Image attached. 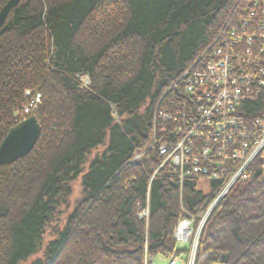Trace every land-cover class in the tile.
Here are the masks:
<instances>
[{
  "label": "trees",
  "instance_id": "1",
  "mask_svg": "<svg viewBox=\"0 0 264 264\" xmlns=\"http://www.w3.org/2000/svg\"><path fill=\"white\" fill-rule=\"evenodd\" d=\"M236 1L25 0L11 10L0 29V143L30 117L40 135L26 157L0 166V264H142L145 244L171 255L180 204L198 216L221 185L180 188L167 167L149 182L155 147L131 161L146 149L163 92L237 25L247 0ZM25 91L41 102L18 115ZM245 109L263 118L264 91ZM251 170L204 225L196 264H264V154ZM61 216L45 258L29 262Z\"/></svg>",
  "mask_w": 264,
  "mask_h": 264
},
{
  "label": "rangeland",
  "instance_id": "2",
  "mask_svg": "<svg viewBox=\"0 0 264 264\" xmlns=\"http://www.w3.org/2000/svg\"><path fill=\"white\" fill-rule=\"evenodd\" d=\"M24 1L25 0H19V4L24 2ZM239 1L240 0H237L235 5H237V3ZM253 3L258 4V6H259L258 9L261 8L263 5L262 1H260V0H247V6L242 10V15L240 16V18H238L239 20L237 22V25L235 27H233L232 29H228L224 32L221 31L217 37L219 38L222 36V37H227L229 39L230 36H229L228 32L235 29V28H236V30H239L240 24H243L244 22H246L247 25L249 26V28H251L250 30L253 29V31L252 32H249V31L243 32L242 30H239L238 36L240 38L238 40L242 41L246 45V39L248 38L251 40V42L254 41L253 44L256 45L257 39L259 38L260 34H262L263 32L260 31L259 29H257V24L259 22H261V19L258 20L259 14L255 11H253V9H252ZM263 16H264V13L263 12L260 13V18H263ZM7 18H6V20H7ZM251 33L255 34V35H252ZM217 37H216V39H217ZM215 44H216V40L214 41V43L211 44L210 47H214ZM248 47H249L248 48L249 50H247L246 54H245L248 57V61L247 62L246 61H236L234 64H232V66L234 69L237 67H244V72L253 73L255 75V73L257 72L258 69H264V44L262 43V46L257 45V48H259V49H257L256 47H253L252 44H250ZM208 49H206L196 59V61H194V63L180 75V77L177 79V81L173 85L168 87L163 92V94L160 96V98L154 104V107L152 110V115H151V124H150V133H152V135H154L153 143H155V142L158 143L159 141H161V142L168 141V143L171 145L175 143V138H172V136L175 134L174 133L175 126L172 125L170 123V121H167L162 117L165 113H167L168 115H173V117H174V115L178 114L177 117L181 119L182 118L181 113L184 112L185 114L188 115V119H185V123L188 122V124L190 122V119H195L193 117V114H195L194 106L191 104V103H195V102H194V100H192V98L186 97L184 95V92L187 91V90H185L184 86L188 85L189 83H193L192 81H194V80H192V77H195L196 75H192L191 79L189 80V76L191 75V73L193 71H203L200 73V75L202 73H204V74L207 73V70H205L206 64L200 63V61H201L200 57L205 55L207 58H210V56L206 54ZM234 50H236V49L232 48V52H234ZM250 58H252V59H250ZM211 59H212L213 63L217 60V59H213V58H211ZM217 65H218V63H217ZM209 67H211V66H209ZM230 73L231 72L222 71V70L217 71L216 75L224 76V78L220 82H216V84H221L222 81L225 80V78L228 77ZM204 79L210 80V79L206 78V76H203L202 80H200V82H198V84H200ZM79 80H80V82H82L83 88L89 87L86 84V77H80ZM197 80H199V79H197ZM211 85L212 84L210 83V86ZM223 89H226V88H224V86H219V85L212 87V91L214 93L213 102L216 101L217 106L219 104L218 95L220 94V92ZM260 90H259L260 91L259 93L258 92L253 93L251 95L252 98L247 97V98L243 99L242 102H240V106L237 110L236 115H239L242 118V120H241V126L242 127L239 130L226 131L224 133V135L220 136V139H222L223 142L220 141V143L217 144L218 140H215L213 138H209L208 134L206 135V132H205V130H207L208 128H206L203 125L201 126L199 124L198 126L193 128V130L198 129L197 130L198 134L196 135V137H194V138L192 137L189 140L188 151H190L191 146L193 148L195 146H197L200 149H203L201 152H198L191 159L192 161H196V162L198 161V164H195V165L197 167H199V169L196 170L195 166H193L192 163L185 165L186 169H188L187 172L185 171V167H182L183 165H181V163L179 164L178 167L172 168L167 162L164 163L165 159L163 160V156H160V154L158 153V150H156L157 159L159 160V166L153 171V174L149 178V182L154 178L155 175L158 174V172L162 168L167 167L168 169H170L173 172V174L176 175V179L179 183L180 188H181L183 182L193 181V182H198L197 183L198 189L202 193H206L207 190H209L208 186L211 182H219L221 185V188L218 191L215 198L207 206L205 211L202 212L198 216L191 215V214L187 213L185 211V209L180 204V212L181 213H180V217H179L174 229H176L177 227L180 228V225L184 222V220L188 222L187 223L188 225L190 224V229L192 231L190 232L191 241L188 243V245L190 246V250L187 253V256H189V254L191 255L193 252H195V255L197 254L198 240H199L200 234L204 228V225L207 223L210 215L218 207V205L232 192V190L238 184H242L243 182H246L249 179L250 174L252 172V170H251L252 165L254 164V162L258 158L262 157L264 154V116L261 119L260 118H254V117L252 118V117H250V114H248V112L245 109V106H247V104H252V103L256 102L262 96L264 88H260ZM238 91H245V90L243 89V86L235 83L232 87L229 88L228 92H230L235 97H238V93H237ZM245 94H247V92L244 93L240 97L241 98L245 97ZM183 96H185V97H183ZM40 102H41L40 95L34 94V93L32 94L30 91H25L23 94V105L21 106L22 108L18 111L17 114L18 115H31L32 113H34L36 111ZM31 103H33L32 104L33 107L30 106ZM182 105L185 106L184 110H183V108H181ZM24 108L25 109L28 108L30 111L26 114V112H25L26 110ZM207 108H209L210 111H213L212 105H209ZM196 110H197V107H196ZM198 111H200V110L198 109ZM188 112H194V113L189 114ZM229 112H230V110L223 113L225 115H226V113H228V115L225 116V119H230L233 116L232 113L229 116ZM233 113H235V112H233ZM223 114H221L220 116H222ZM217 116L219 117V114H217ZM200 126H201L200 132L204 133L203 135L199 134ZM193 130H190V131L192 132ZM239 134H241L243 136V139H244L243 141L239 142V140L235 139V135H239ZM188 136L191 137V134ZM236 138L239 139V136H236ZM171 139H173V140H171ZM152 147H153V145H152ZM152 147L149 146V144H148V146H146V149L135 153L133 155L131 162L132 163H138L140 161L142 155L144 154L145 150L147 151ZM102 148H99L97 151H94L91 154L90 159L93 156H95L96 154H98L99 152H101ZM178 148L175 151H177L179 153L180 148L179 149ZM205 149L209 150V152L211 153L210 156H207L208 155L207 151L204 155H201L202 153H204L203 151ZM179 162H180V154H179ZM192 170L193 171L196 170L195 175H191ZM215 175H218V178L215 177ZM78 190H79V184L77 181L74 185V190L72 192V195L70 196L71 208H72V204H74V202H76V200H79L80 195H78ZM79 192H80V190H79ZM70 211L71 210L69 209L68 212H70ZM142 211H145L148 214L147 208L143 209ZM140 212L138 213V216H137L138 219H139ZM63 220H64V216H61V217H59L60 222L55 220L54 222H51V224L48 225L47 229L44 230L45 234L43 235V246H42L40 252L33 255L29 259V262L32 260H38V259L43 260L45 258V256H44L45 247L47 246L48 242H50L51 240L54 239L55 231L61 230ZM142 221H144L145 228H146L147 227V221L145 219ZM172 238H173V232H172ZM173 241H174V239H173ZM195 242H196V249L194 248ZM174 243H175V245H179V246H181V248L186 250L185 245L183 246L182 244L177 243L176 241H174ZM175 249L181 251V249L178 248V246H175ZM172 253L176 254L175 250H173ZM172 253H171V255H167V254L163 255L164 257L156 256L153 259V257L155 255H150L148 253L147 246L145 244L144 248H143V254H142V264H144V259H145V256L147 254L151 256V259H153L154 264H166L168 258H170V259L173 258ZM176 255H179V253H177Z\"/></svg>",
  "mask_w": 264,
  "mask_h": 264
},
{
  "label": "built area",
  "instance_id": "3",
  "mask_svg": "<svg viewBox=\"0 0 264 264\" xmlns=\"http://www.w3.org/2000/svg\"><path fill=\"white\" fill-rule=\"evenodd\" d=\"M260 1H262L263 3L261 8L258 9L259 6L256 3L255 4L253 3V8H252L253 11L259 14L258 20L261 19V22L257 24V29L263 32L262 34H260L259 38L257 39V44L254 45L253 44L254 41L251 42V40L248 38L246 39V45L242 41L238 40L240 38L238 36L239 30H242L243 32L253 31V29L250 30L251 28H249L247 23L244 22L243 24H240L239 30H236L235 28L228 32L230 36L229 39L227 37H222V36L219 38L217 37L216 44L214 45V47H210L206 52V54L209 55L210 58H207L205 55L200 57L201 60L200 63L206 64L205 66L206 68L205 70H207L206 74L202 73L200 75V73L203 71H193L189 76V80H190L192 75H196L195 77H192V80H194L192 81L193 83H189L188 85L184 86L185 90H187L184 92V95L186 97L192 98V100H194L195 102V103H191L194 106L195 114H193L194 112H188L189 114H193V117L195 119H190L189 124L188 122L185 123V119H188V115L185 114L184 112L181 113L182 114L181 119L177 117L178 114L174 115L173 117V115H168L167 113H165L162 116L165 120L170 121V123L175 126L174 129L175 134L172 136V138H175V143L171 145L168 143V141L162 142V144L158 146V153L160 154V156H163V160L165 159L164 163L167 162L172 168L178 167L180 163L181 165H183L182 167H185V165L192 163L193 166H195L196 170L199 169V167L195 165L198 164V161L197 162L192 161L191 159L198 152H201L203 149H200L197 146H195L194 148L191 146L190 151H188L189 140L192 137L193 138L196 137V135L198 134L197 132L198 129L193 130V128H195L199 124L201 126L203 125L206 128H208L207 130H205V132L206 135L208 134L209 138L218 140L217 144H219L220 141L223 142L222 139H220V136L224 135L226 131L239 130L242 127L241 126L242 118L239 115H236L237 110L240 106V102H242L243 99L247 97L252 98L251 95L253 93L256 92L259 93L261 91L260 88H264V69H258L254 75L253 73L244 72V67H237L234 69L232 66V64H234L236 61H246V62L248 61V57L245 54L246 51L249 50L248 46L250 44H252V46L256 48L257 45L262 46V43L264 44V39H263L264 16L263 18H260V13L262 12L264 13V0H260ZM232 48H235L236 50L232 52ZM211 58L217 60L213 63ZM221 70L228 71L231 73L229 74L228 77L225 78V80L222 81L221 84H216V82H220L224 78V76L216 75V72ZM203 76H206V78L210 80L204 79L205 81L203 80L200 84H198V82L202 80ZM210 83L212 84L211 86ZM235 83L243 86V89L245 90V91H238L237 92L238 97H235L230 92H228L229 88L232 87ZM216 85L224 86V88L227 89V90L223 89L218 95V101H219L218 106L216 105V101L213 102L214 93L212 91V87H215ZM246 92L247 94H245V97L241 98L240 96H242ZM32 104L33 103L30 104L31 107H33ZM209 105L213 106V111H210L209 108H207ZM184 107L185 106L182 105L181 108H183L184 110ZM28 108L26 109L24 108L26 110L25 111L26 114L30 111ZM198 109L200 111H198ZM228 110H230L229 116L231 115V113L233 114V116L230 119H225V116L228 115V113H226V115L223 113H225ZM217 114H219V117L217 116ZM221 114L223 115L220 116ZM201 126L199 129V134L203 135L204 133L200 132ZM190 130L193 131L191 132ZM190 134L191 137L188 136ZM236 136H239V139L236 138ZM235 139L239 140V142L244 140L241 134L235 135ZM177 148L179 149V153L175 151ZM206 151L208 153L207 156H210L211 153L209 152L208 149L207 150L205 149L203 151L204 153H202L201 155H204ZM179 154H180V162H179ZM196 170L194 171L192 170L191 175H195ZM185 171L186 172L188 171L186 167H185ZM215 177L218 178V175H215ZM139 219L140 220L145 219L147 221L148 219L147 212L141 211L139 214ZM187 223L188 222L184 220V222L180 225V228L177 227L176 229H174L173 239L177 243H180L183 246L185 245L186 250L189 252L190 246L188 245V243L191 241L190 232L192 230L190 229V224L188 225ZM194 248L196 249V242ZM194 256H195V252H193L191 255L189 254V256L187 257L188 260L186 264H193ZM144 264H154L153 259L145 257ZM166 264H185V263H183L180 257H178V258L167 259Z\"/></svg>",
  "mask_w": 264,
  "mask_h": 264
},
{
  "label": "water",
  "instance_id": "4",
  "mask_svg": "<svg viewBox=\"0 0 264 264\" xmlns=\"http://www.w3.org/2000/svg\"><path fill=\"white\" fill-rule=\"evenodd\" d=\"M19 0H9L0 10V28ZM40 135V127L34 117L21 121L11 128L0 143V166H8L26 157L35 146Z\"/></svg>",
  "mask_w": 264,
  "mask_h": 264
},
{
  "label": "bare ground",
  "instance_id": "5",
  "mask_svg": "<svg viewBox=\"0 0 264 264\" xmlns=\"http://www.w3.org/2000/svg\"><path fill=\"white\" fill-rule=\"evenodd\" d=\"M1 10V9H0ZM86 84H87V86H89V80L86 78ZM153 140H154V135H152V133H150V135H149V141H148V144H149V146H151L152 147V145H153V147H155V149L156 150H158V146L160 145V144H162V142L161 141H159L158 143H153ZM148 144H147V146H148ZM175 246H178V248H180L181 249V251H179V250H177V249H174L175 250V253L177 254V253H179V255H176V254H174V253H172V257L173 258H178V257H180V259H181V261L183 262V263H187V253H188V251L187 250H185V249H183V248H181V246H179V245H175ZM176 255V256H175ZM156 256H160V257H164L163 255H160V254H157V255H155L154 257H153V259L156 257ZM145 257H147V258H151V256L150 255H146ZM168 259H170V258H168ZM193 264H196V255L194 256V259H193Z\"/></svg>",
  "mask_w": 264,
  "mask_h": 264
}]
</instances>
